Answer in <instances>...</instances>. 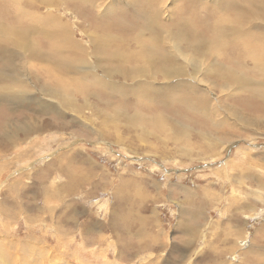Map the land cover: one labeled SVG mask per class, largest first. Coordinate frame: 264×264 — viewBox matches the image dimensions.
Instances as JSON below:
<instances>
[{
    "label": "rangeland",
    "instance_id": "1",
    "mask_svg": "<svg viewBox=\"0 0 264 264\" xmlns=\"http://www.w3.org/2000/svg\"><path fill=\"white\" fill-rule=\"evenodd\" d=\"M181 1L165 2L163 15L157 18L160 36L167 35L169 26L177 29L180 18H175L176 14L183 13L186 17L190 10L194 17H206L205 23L210 27L211 20L219 21L221 8L228 0H185L182 8ZM231 1L234 4L235 0ZM259 1L264 8V0ZM95 2L0 0V29L27 30L31 23L37 27L46 24L62 28L58 20H51L58 17L71 23L78 39L90 40L88 36L112 31L116 41L111 42L110 53L120 52L128 58L133 53L138 56L143 39H151L147 28L153 25L146 20L145 11L153 7V0H142L139 12L128 0H116V5L106 9L105 4L110 0ZM51 3L57 4L53 7ZM209 13H214V17L208 18ZM180 34V39L185 36V32ZM38 37L45 39L37 34L30 37L27 46L38 43ZM200 42L199 48L205 43L206 49L210 48L205 51L207 55L221 44L211 38ZM208 44L214 45L213 50ZM143 46L149 47L150 43ZM223 46L214 50L219 64L224 62L229 65L227 68L235 69L233 72L254 77L241 60L232 64L223 60V49L219 53ZM21 56L29 58L25 51ZM32 63L33 60L28 66L33 74L23 70L24 78L34 76L42 84L44 69L32 68ZM0 67L8 71L1 59ZM46 80L45 83L49 82ZM116 80L120 78L116 76ZM233 80L236 81L230 82ZM155 83L169 82L159 79ZM229 83L210 87L211 96L221 97L229 110L241 108L242 115L253 117H247L248 121L254 117L263 120V101L251 92L239 91L229 96L220 93ZM135 86L134 79H129L127 91L119 92L128 96L121 98L115 94L111 101L106 98L105 102L97 101L101 108L97 114L92 116V111L86 110L81 116L85 118L77 121L83 126L73 123L63 130L53 123L45 126L44 136L19 142V147L12 151L0 148V264H264V127L257 125L255 133L249 123L230 121L232 126L220 125L221 129H232L223 136L217 131L219 125L202 114L203 109L192 110L179 101L164 104L158 100H136L130 92ZM190 98L193 100L191 95ZM10 102H0L1 140L7 122L18 123L23 114L30 119L31 109L34 113L37 109V106L26 107L30 102L19 106ZM136 111L153 118L166 113L174 116L190 129L189 136L155 127L150 120H137L129 125L137 119ZM35 116L45 119L41 113ZM87 119L92 120L87 122ZM198 134H216L215 138L221 141L217 138L219 141L212 145L210 140L202 141ZM73 147L77 148V158L67 156ZM60 155L64 156L59 158ZM84 155L83 162L79 156ZM69 160L75 161L72 164ZM79 163L86 168L88 176L85 180H72ZM78 182L82 183L80 188L76 187ZM70 186L77 190L72 193Z\"/></svg>",
    "mask_w": 264,
    "mask_h": 264
},
{
    "label": "bare ground",
    "instance_id": "2",
    "mask_svg": "<svg viewBox=\"0 0 264 264\" xmlns=\"http://www.w3.org/2000/svg\"><path fill=\"white\" fill-rule=\"evenodd\" d=\"M95 1L96 0H94V3H96ZM110 1L111 2H108V4H105V9L116 5V0ZM166 1L168 0H153V7H149L148 9L149 13L145 11V15L147 16L146 20L149 21V24L151 23L153 25V28H147V31L151 34V39L148 38L150 39L149 41L143 39L141 45H139V51L137 52L138 56L133 53L130 54L129 58L120 52H109L112 46L111 42L116 41V38L112 36L114 35L112 31L110 32L111 35L96 34L92 37L88 36L90 40H85L83 38L78 39V37H76L78 34H76L71 23H65V21L59 20L58 17H52L51 20H58L62 28H55V26L49 27L50 25L47 26L46 24L45 26L40 25L37 27L35 24L31 23V27H28L27 30L20 27L0 29V59L5 63L6 69L8 70L5 71L0 67V102L11 101L15 106L30 102L31 105L25 104L26 107L37 106L35 113L45 115V119L39 120L31 109L29 114H33V119L31 117L28 119L27 114H23L18 120V123L16 121L7 122L2 128L3 132L1 135H3L4 139H0V148L5 151H12L13 148L16 149L19 147V142L27 143L30 138V141H33L37 136L45 133V126H52L51 124L53 123H58V127L63 130L67 129L66 126L73 125V123L80 124L77 121H82L85 118L84 115L83 118L81 116L83 113L85 114L86 110H91L92 113L90 114L93 116L97 114L98 109H101L99 108L100 105L97 106V101L99 103L105 102L103 101L105 98L111 101L112 97L120 95V91H127L126 81L129 79H134L136 84L135 87L130 89L131 95L135 96L137 98L136 100H141L143 102L158 100V102L164 104L179 101V103L182 102L187 104L192 110L203 109L202 114L210 117L215 121V124L219 125L220 129L217 131H220L223 136H227L231 133L232 129L230 131L223 127L221 129L220 125L229 124L232 126L230 121L239 122L242 120L249 123L252 126L253 132H255V127L257 125L263 128L264 113L262 114L263 120H261V117L257 118L256 116L257 119L254 117V120L251 119L253 121H248L247 117H253L250 115H242V112L240 113L239 111L241 108H239L238 111L229 110V108L224 106L222 98L218 96L219 98L215 99L214 96H211L212 92L210 91V87H220V84L225 86L230 80L236 79V81L233 80L229 83L228 88L223 90L220 89V93H223L224 96H229L234 92L249 91L252 95L256 96L259 101H263L262 103L264 104V88H262L264 87V8L260 5L261 1L235 0L233 1L234 4H232L231 0L226 1V6L221 8V15L220 18H218L219 21L217 22L215 19L211 20L210 27L205 23L206 17H194L195 15L193 16L191 10L188 11L189 16L186 17L183 16L185 14L178 13L175 15V18H177V16L180 18L177 29L169 26L170 28L167 30V35L163 37L160 36L162 34L157 18L163 15V8H166ZM184 3L185 0H182L181 8L185 5ZM51 4L56 5L57 3ZM128 4H133V9L139 12V10H141L142 0H128ZM98 9L100 8L98 7ZM50 14L51 13H48V15ZM150 14L151 18H148ZM209 15L208 18H213L215 14L209 13ZM235 20L237 22H234ZM38 31H40V33H37ZM180 32H185V36L183 35L181 37L182 40L178 36H181ZM37 34L43 35L45 39L38 37V43H34V46H27L30 37H36ZM205 38H211L212 41L216 42L220 41V43L224 45L223 48L219 50L220 52L218 51L222 53L223 49V53L221 54L223 56L221 58L223 60L227 59L230 61L228 63L231 64L234 63V61L239 62V60H241L254 77L248 78L239 73L242 75L240 76L233 72V70H235L234 68H227L229 65H226L224 62L219 64V57H217V53L214 51L216 48L213 50L214 45L211 46V44H208L209 47H212L213 51L211 53H214L211 54L207 51V55L205 51L210 48L206 49L207 47L204 46L206 43L200 46V48L198 45V43L202 44L200 41ZM145 42H149L150 46L144 48L143 45H145ZM221 44H217V50ZM24 51L29 57L28 60L21 56V53ZM32 56H35L36 59ZM195 56L208 60V62L203 63L202 59H197ZM32 60L34 62V64L32 63V68L35 66L44 69L41 70L44 71V82L40 81L43 82L42 84H40L37 79L33 78L34 76H31L29 79L24 78L23 70L28 71L31 75L33 74V71L31 72V68L28 66ZM251 65L258 71V75H256V71L250 67ZM217 69L220 71L223 69L227 70L226 72H215ZM99 71H101V74ZM116 76L120 78V81H117L118 79L116 80ZM215 76L218 78H215ZM46 78V81H49L47 83H45ZM159 79H164L169 83L158 85L155 82ZM170 81L174 83L171 84ZM219 81H221V83L217 84ZM175 90H178L179 93L175 94ZM97 92L100 94L99 96L96 94ZM182 92L183 94H181ZM31 94L33 96H30ZM190 95L193 97V100H191ZM120 96L123 98V96L126 97L128 95L123 94ZM246 96L252 98L249 94ZM92 98L96 99L92 100ZM249 101L251 100H247L248 103ZM123 103H125V101H122V104ZM109 104L106 103V107L110 108ZM68 110L73 111V114L69 113ZM135 116L137 119L131 121L129 125L135 123L137 120H150L155 127L158 126L170 132L181 131L186 137L189 136L188 131L190 129L187 128L184 123L176 121L174 116L167 113L164 114V116L157 114L153 118L144 115V113L140 111H136ZM91 120L92 119H87V122ZM80 125L83 126V124ZM216 133L218 134L219 132ZM204 134H198L203 139L202 141L210 140L212 145L219 141L217 139L219 137L215 138L216 134H214V136H207ZM34 145L35 144H33L32 147H34ZM24 151H22V153ZM36 151L37 150H35V152ZM77 152V148L73 147L69 150L67 156L71 158L76 157ZM80 155H82V153H80ZM61 156L64 155H60L59 158ZM79 157L83 158V162L86 159L85 155ZM57 159L53 160V162ZM74 161L69 160L72 164ZM76 168L77 170H74L76 177L75 175H71L72 180L75 178L85 180L88 176H86V168L83 167L81 163H79ZM69 173L71 174V171ZM81 184V182H78L76 187L80 188ZM73 187L70 188L72 193L77 190V188L74 189ZM18 193H20V191Z\"/></svg>",
    "mask_w": 264,
    "mask_h": 264
},
{
    "label": "crops",
    "instance_id": "3",
    "mask_svg": "<svg viewBox=\"0 0 264 264\" xmlns=\"http://www.w3.org/2000/svg\"><path fill=\"white\" fill-rule=\"evenodd\" d=\"M41 135H43V136H44V135H45V133H42V134H40V135H39V136H37V137H40Z\"/></svg>",
    "mask_w": 264,
    "mask_h": 264
}]
</instances>
